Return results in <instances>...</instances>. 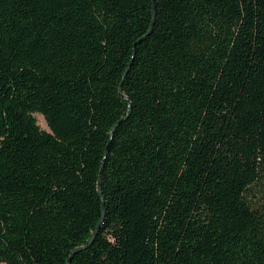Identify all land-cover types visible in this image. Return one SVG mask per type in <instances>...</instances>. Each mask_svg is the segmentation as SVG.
Listing matches in <instances>:
<instances>
[{
	"label": "trees",
	"instance_id": "16d2710c",
	"mask_svg": "<svg viewBox=\"0 0 264 264\" xmlns=\"http://www.w3.org/2000/svg\"><path fill=\"white\" fill-rule=\"evenodd\" d=\"M261 186L264 0H0V263L264 264Z\"/></svg>",
	"mask_w": 264,
	"mask_h": 264
},
{
	"label": "rangeland",
	"instance_id": "374dc122",
	"mask_svg": "<svg viewBox=\"0 0 264 264\" xmlns=\"http://www.w3.org/2000/svg\"><path fill=\"white\" fill-rule=\"evenodd\" d=\"M38 121V124L39 126L43 129V130H46V131H49V128H48V125L44 119V117L40 114H35L34 115ZM261 189L264 190V186H261ZM2 264V263H0Z\"/></svg>",
	"mask_w": 264,
	"mask_h": 264
},
{
	"label": "water",
	"instance_id": "95a60500",
	"mask_svg": "<svg viewBox=\"0 0 264 264\" xmlns=\"http://www.w3.org/2000/svg\"><path fill=\"white\" fill-rule=\"evenodd\" d=\"M70 262V261H69ZM69 262H68V264H69Z\"/></svg>",
	"mask_w": 264,
	"mask_h": 264
}]
</instances>
